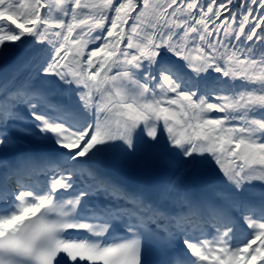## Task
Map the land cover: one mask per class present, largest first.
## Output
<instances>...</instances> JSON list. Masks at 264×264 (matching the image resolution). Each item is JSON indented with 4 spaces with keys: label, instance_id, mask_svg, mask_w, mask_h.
<instances>
[{
    "label": "snow or ice",
    "instance_id": "snow-or-ice-1",
    "mask_svg": "<svg viewBox=\"0 0 264 264\" xmlns=\"http://www.w3.org/2000/svg\"><path fill=\"white\" fill-rule=\"evenodd\" d=\"M25 48L0 264H264V0H0V60ZM115 151L170 174L130 189Z\"/></svg>",
    "mask_w": 264,
    "mask_h": 264
},
{
    "label": "bare ground",
    "instance_id": "bare-ground-1",
    "mask_svg": "<svg viewBox=\"0 0 264 264\" xmlns=\"http://www.w3.org/2000/svg\"><path fill=\"white\" fill-rule=\"evenodd\" d=\"M22 145H20L17 148V151H20L22 149V147H21ZM37 147H40V146H37ZM10 155H14V153L10 152V153L5 154V153L0 152V159H3L5 157L8 158ZM114 156H115L114 152L109 153L107 155L108 158L105 159L106 162H108V163H107V165H102V167L107 171L112 170L113 172H116V173L118 171H121V173L125 175L124 178L127 181L133 180L134 181L133 184H135L137 187H146V186L152 184L154 181L160 179L161 177L170 174L167 169L163 168L165 170L164 175L158 176L157 170H154L156 168V166H154V167H153V165L151 167L149 166L148 168H146L143 171L142 169L141 170H138L137 168H136V170L133 169V166H131L132 164H129V165L121 164V162H117L116 166H118V167L113 170L112 167H108V164L110 161L113 160ZM125 167H128V168H125ZM0 171H2V169H0Z\"/></svg>",
    "mask_w": 264,
    "mask_h": 264
},
{
    "label": "rangeland",
    "instance_id": "rangeland-1",
    "mask_svg": "<svg viewBox=\"0 0 264 264\" xmlns=\"http://www.w3.org/2000/svg\"><path fill=\"white\" fill-rule=\"evenodd\" d=\"M10 56L8 57V59L6 61L2 60L0 62V68L1 69H4L5 65H9V64L12 65L13 63H15L16 57H18V52L14 53V54H12ZM114 154H115V156L113 157V160L110 161L109 164H108V167H112L113 170L118 167V166H116L117 162H121V164H127V165L132 164L131 166H133V169L136 170V168H137L138 170L142 169L143 171L146 168H148L149 166L151 167L152 165H154V166L158 165L159 166L158 169H160L158 171V176H162L165 173V170L163 169L164 167L161 164H159L157 161L153 160L150 156L146 155V154H137L136 156H132V157H124L118 151H115ZM106 158H108V157L106 156L103 159L102 165H107V162L105 160ZM125 168H128V167H125ZM118 173L121 174V171H118ZM204 179H207V177H204Z\"/></svg>",
    "mask_w": 264,
    "mask_h": 264
},
{
    "label": "trees",
    "instance_id": "trees-1",
    "mask_svg": "<svg viewBox=\"0 0 264 264\" xmlns=\"http://www.w3.org/2000/svg\"><path fill=\"white\" fill-rule=\"evenodd\" d=\"M213 75H218V74L213 73ZM256 191H259V185H257Z\"/></svg>",
    "mask_w": 264,
    "mask_h": 264
}]
</instances>
